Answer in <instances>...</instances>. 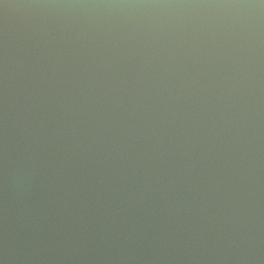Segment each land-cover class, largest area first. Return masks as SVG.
<instances>
[{"label": "water", "instance_id": "obj_1", "mask_svg": "<svg viewBox=\"0 0 264 264\" xmlns=\"http://www.w3.org/2000/svg\"><path fill=\"white\" fill-rule=\"evenodd\" d=\"M0 264H264V0H0Z\"/></svg>", "mask_w": 264, "mask_h": 264}]
</instances>
